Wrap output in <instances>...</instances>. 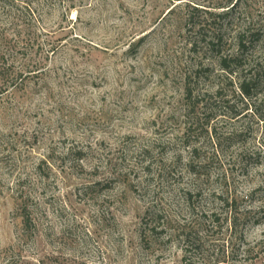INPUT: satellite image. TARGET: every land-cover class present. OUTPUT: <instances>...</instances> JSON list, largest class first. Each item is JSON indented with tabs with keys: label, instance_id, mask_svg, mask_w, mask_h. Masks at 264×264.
<instances>
[{
	"label": "rangeland",
	"instance_id": "obj_1",
	"mask_svg": "<svg viewBox=\"0 0 264 264\" xmlns=\"http://www.w3.org/2000/svg\"><path fill=\"white\" fill-rule=\"evenodd\" d=\"M263 100L264 0H0V264H264Z\"/></svg>",
	"mask_w": 264,
	"mask_h": 264
},
{
	"label": "trees",
	"instance_id": "obj_2",
	"mask_svg": "<svg viewBox=\"0 0 264 264\" xmlns=\"http://www.w3.org/2000/svg\"><path fill=\"white\" fill-rule=\"evenodd\" d=\"M222 59L223 58H221V61H222ZM234 59H236V58H234ZM223 64H224V60H223V62H222ZM222 64V66L224 67V69H226V70H228V66L227 65H223ZM244 85H246L247 87H245ZM250 82H248V83H246V84H242V85H240V90H241V93L245 96V97H249V95H250V93L251 92H249L250 90ZM264 101V100H263ZM264 103V102H263ZM260 117L262 118V119H264V113L262 114V115H260Z\"/></svg>",
	"mask_w": 264,
	"mask_h": 264
}]
</instances>
